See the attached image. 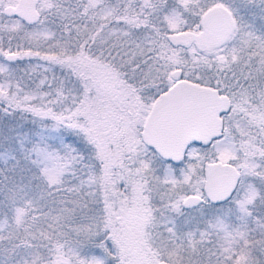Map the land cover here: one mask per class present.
Masks as SVG:
<instances>
[{
  "label": "snow or ice",
  "instance_id": "6c2138e0",
  "mask_svg": "<svg viewBox=\"0 0 264 264\" xmlns=\"http://www.w3.org/2000/svg\"><path fill=\"white\" fill-rule=\"evenodd\" d=\"M0 264H264V0H0Z\"/></svg>",
  "mask_w": 264,
  "mask_h": 264
}]
</instances>
